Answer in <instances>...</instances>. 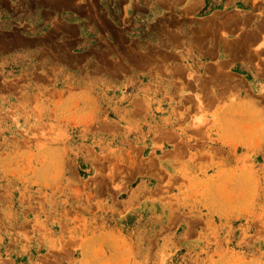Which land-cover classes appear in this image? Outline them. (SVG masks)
I'll use <instances>...</instances> for the list:
<instances>
[{"label":"rangeland","instance_id":"rangeland-1","mask_svg":"<svg viewBox=\"0 0 264 264\" xmlns=\"http://www.w3.org/2000/svg\"><path fill=\"white\" fill-rule=\"evenodd\" d=\"M40 1L0 20V264H264V0Z\"/></svg>","mask_w":264,"mask_h":264},{"label":"crops","instance_id":"crops-1","mask_svg":"<svg viewBox=\"0 0 264 264\" xmlns=\"http://www.w3.org/2000/svg\"><path fill=\"white\" fill-rule=\"evenodd\" d=\"M11 1V0H10ZM123 4V3H121ZM12 6V9L10 8ZM12 11V13H10ZM54 5L40 0H13L11 2H0V20L13 21L14 27L27 38H38L53 35L54 31ZM62 21L68 26L75 27L74 36L85 38L87 43L91 37L99 36L100 26L97 21L85 14L84 10L75 7H64L59 9ZM23 32V33H22ZM56 35H59L58 33ZM66 35V32L61 33ZM33 47H30L33 53ZM16 58V57H15ZM20 58L22 56L20 55Z\"/></svg>","mask_w":264,"mask_h":264}]
</instances>
